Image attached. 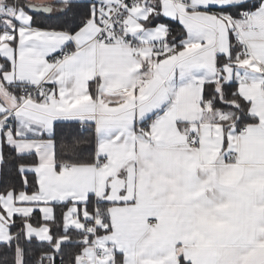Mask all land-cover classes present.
<instances>
[{"label":"snow or ice","instance_id":"1","mask_svg":"<svg viewBox=\"0 0 264 264\" xmlns=\"http://www.w3.org/2000/svg\"><path fill=\"white\" fill-rule=\"evenodd\" d=\"M0 264H264V0H0Z\"/></svg>","mask_w":264,"mask_h":264}]
</instances>
